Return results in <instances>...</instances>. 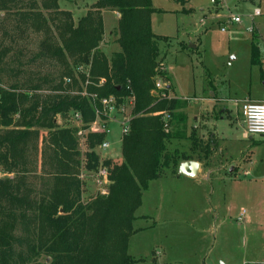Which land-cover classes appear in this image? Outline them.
<instances>
[{"label":"trees","instance_id":"16d2710c","mask_svg":"<svg viewBox=\"0 0 264 264\" xmlns=\"http://www.w3.org/2000/svg\"><path fill=\"white\" fill-rule=\"evenodd\" d=\"M103 9L119 13L120 49L110 56L99 49ZM153 11L152 0H96L75 20L59 0H0V13L13 19L11 31L0 30V172L7 173L0 176V264H37L43 258L44 264L138 260L129 242L138 229L134 221L144 191L165 170L177 171L180 159L191 157L168 145L180 102L167 97L169 76L158 67L160 41L168 36L152 31ZM29 29L44 33L31 59L54 62L51 71L25 69L17 41ZM251 62L263 63L254 34ZM158 77L167 82L159 91L166 96L152 92ZM133 95L135 116L122 137L119 163L101 160L96 151L109 133L105 122L102 131L83 135L78 124H64L68 114L75 120L79 113L81 128L88 129L102 110V98L115 96L125 104ZM192 148L210 150L197 137ZM101 166L109 171V192L86 201L80 173Z\"/></svg>","mask_w":264,"mask_h":264},{"label":"rangeland","instance_id":"374dc122","mask_svg":"<svg viewBox=\"0 0 264 264\" xmlns=\"http://www.w3.org/2000/svg\"><path fill=\"white\" fill-rule=\"evenodd\" d=\"M95 1L59 0V3L61 9L70 10L77 20ZM152 3L155 8L151 14L152 31L168 36L167 41H160L159 56L172 76L173 90L168 91L167 97L189 96L190 102L195 103L194 95L199 96L208 83L214 84L219 94L230 98L233 110L230 117L217 118L211 127L236 139L229 151L241 161L234 170L232 166L219 169L207 179L190 180L178 175V169L170 168L150 181L136 211L138 218L134 226L138 229L129 242L130 253L138 259L133 264H264V135L243 137L244 123L237 115L240 108L237 103L242 108L245 97L264 101V0H152ZM257 7L262 14L253 17ZM231 15H240L242 23H233L229 19ZM104 18V40L99 49L110 56L119 46L118 21L109 11ZM202 18L206 19L204 23ZM12 23L13 19L0 13V30L11 31ZM253 34L260 49L261 66L251 62ZM43 36L42 31L29 29L17 41L27 71L53 69L54 62L31 59L39 50ZM153 91H160L156 83ZM159 95L163 96V92ZM130 100L125 103L124 114L98 118L93 124L97 128L94 130L102 131L105 122L109 129L105 140L110 142V147L96 146L101 160L113 158L118 163L123 160L121 117L129 114ZM158 113L166 121L170 118L166 113ZM183 114L181 109H176L171 120L174 137L168 142L169 147L191 155L187 160H207L200 152H193L196 149L192 148V139L198 135L191 128L183 129ZM64 122L65 126L77 124L71 114L64 117ZM82 129L87 133L91 127ZM80 149L84 153V138ZM182 161L185 160L179 162ZM80 174L86 182L83 194L86 201L109 192V184L98 185L92 173L83 169ZM6 175L0 172V176ZM243 210L246 212L242 213ZM37 264H44V258Z\"/></svg>","mask_w":264,"mask_h":264},{"label":"crops","instance_id":"0c3cea01","mask_svg":"<svg viewBox=\"0 0 264 264\" xmlns=\"http://www.w3.org/2000/svg\"><path fill=\"white\" fill-rule=\"evenodd\" d=\"M107 11L114 13L118 21L119 13L117 11L103 9L102 13H103L104 25H105L104 15L105 12ZM119 49L120 46H118V48H115L113 51ZM168 76H169L168 83L171 86L170 87V92H171V90H173L171 85L172 84L171 73L168 74ZM214 88L215 85L212 83L210 84L208 83L207 87L205 85L200 91L199 96H197L196 94L194 95L193 99L195 100V103L190 102L191 100H189L190 99L189 96L188 97L178 96L177 94L171 95V96H175L177 99H179V102H181L179 103L181 105L179 106L178 109H181L184 113L183 115H185L181 118L182 122L184 123L183 129L189 131L191 128L194 132L197 133L198 135L197 137H199L202 144L204 145L208 144L210 146V150L208 151V153H204L202 149H196L193 151L196 153L200 152L203 155V158L207 159L204 161L197 160L200 162V166L195 176H188L185 174L178 173V175H183L184 177H187L190 180L207 179L212 174L216 175L217 170L225 169L230 166H232V170H234L238 166L237 164H239L241 161L239 160V157L237 158L232 156V154L230 153L231 151H229V149L232 148V145L236 143V139L232 136L225 135L224 132H221V130H218L217 128L213 129L211 127L213 124H215L216 122L215 120L217 118H224L225 116L230 117L233 110L229 105L230 98L219 94ZM245 98L250 100H258V101L262 100V99H255L252 97H245ZM237 105L238 107H240L237 110V115L238 117H241V120L244 123V127H245V130L243 131V137L252 136L251 134H248L246 131V125L244 122L242 108L241 106H239V102L237 103ZM189 120H191V123L189 122ZM221 141H224L225 143H227V145L226 146L223 145ZM182 162H180V164ZM142 216L146 217V215H142Z\"/></svg>","mask_w":264,"mask_h":264},{"label":"built area","instance_id":"2783aa9c","mask_svg":"<svg viewBox=\"0 0 264 264\" xmlns=\"http://www.w3.org/2000/svg\"><path fill=\"white\" fill-rule=\"evenodd\" d=\"M262 14V11L259 7H257L253 12V17ZM217 18V17H216ZM233 23H242L243 19L240 15H231L229 18ZM201 21L204 23L206 21L205 18H202ZM253 26L249 27L251 30ZM226 30V27H222V31ZM159 68L161 70H166L165 65L163 62L159 64ZM156 86L161 90L164 89L167 86V82L164 81L162 77H158L156 80ZM163 96H166V93L163 92ZM94 97V96H93ZM130 100V110L129 114L121 117L123 119V123L121 125L123 126V134L127 133L129 131L130 127V120L132 118V109L134 107V100L135 96L129 97ZM102 104V110L99 111V108L97 109V118L93 123L91 124V130L92 131H99L94 130L97 128L93 127V124H96L98 122V118H101V115H104L106 118H109L110 116H113L114 118L119 114H124L127 111V107L125 104H118L117 99L115 96H109L104 97L100 100ZM242 113L244 117V122L246 125V131L248 134H262L264 135V101H258V100H250L246 99L243 100L242 104ZM120 119V120H121ZM75 120L78 125L82 123V119L79 113L75 114ZM85 131H83L82 128L79 129L78 134L83 135ZM110 147V142L108 140H104L100 144V148L102 149H108ZM90 173L93 174L94 177H96V182L98 185L102 186L105 184H109V171L106 167L101 166L96 171H90ZM105 191H103L104 193ZM242 213H245V210H243ZM243 216V214H241ZM241 216V218H242Z\"/></svg>","mask_w":264,"mask_h":264},{"label":"water","instance_id":"95a60500","mask_svg":"<svg viewBox=\"0 0 264 264\" xmlns=\"http://www.w3.org/2000/svg\"><path fill=\"white\" fill-rule=\"evenodd\" d=\"M199 166L200 162L197 160H185L180 164L178 173L188 176H195L197 174Z\"/></svg>","mask_w":264,"mask_h":264}]
</instances>
